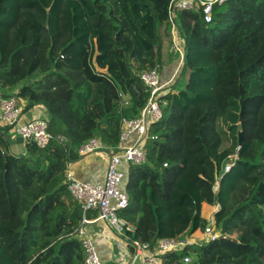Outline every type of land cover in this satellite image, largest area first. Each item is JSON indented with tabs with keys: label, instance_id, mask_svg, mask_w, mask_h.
Masks as SVG:
<instances>
[{
	"label": "trees",
	"instance_id": "trees-1",
	"mask_svg": "<svg viewBox=\"0 0 264 264\" xmlns=\"http://www.w3.org/2000/svg\"><path fill=\"white\" fill-rule=\"evenodd\" d=\"M69 1L85 28L59 46L56 0H0V92L26 110L44 106L54 137L16 156L10 128L0 127V264H84L75 234L83 210L67 165L91 139L116 150L123 117L138 118L151 97L140 74L180 60L170 52L171 0ZM65 19L61 11L63 30ZM176 25L185 64L160 99L147 161L129 166L130 206L120 216L134 227L130 241L156 249L204 231L203 205L218 207L221 238L163 263L190 254L195 264H264V0L216 5L210 24L201 10L179 12Z\"/></svg>",
	"mask_w": 264,
	"mask_h": 264
},
{
	"label": "built area",
	"instance_id": "built-area-1",
	"mask_svg": "<svg viewBox=\"0 0 264 264\" xmlns=\"http://www.w3.org/2000/svg\"><path fill=\"white\" fill-rule=\"evenodd\" d=\"M228 1L171 0L169 4V21L173 26L172 50L179 53L180 66L184 64L185 54L184 44L181 43L180 37H177L179 32L176 25V15L179 12L201 10L204 22L210 24L213 22L215 6L223 5ZM140 78L150 88L151 97L138 118L129 119L123 117L121 144L116 150H109L110 161L105 181L103 183L82 182L76 178L71 168L66 172V183L69 191L81 205L84 214L82 224L75 232L85 251L84 264H104L98 255L92 235L86 227L95 222L87 218L89 212H97L98 218L96 222L101 221L108 224L115 235L122 240L127 237V232L133 231L130 223L120 216V213L127 210L130 206V196L125 189V176L121 166L123 164L127 166L141 165L147 161V142L150 138V129L154 124L160 122L164 116L160 99L170 93L168 85L162 82L159 68L143 72L140 74ZM128 104V102L125 103V105ZM23 111V107L16 98H3L0 92V127L13 128L15 134L25 143H34L39 148H46L54 138L49 131V121L41 119L21 123ZM102 150L106 151L104 145L97 139H91L79 148L78 154L80 157H85ZM203 235L205 243L214 242L221 238V232L215 228L214 217L209 219ZM128 242L133 245L136 256L142 258L143 264H164L162 261L164 254L180 252L191 246L188 241L173 239L161 240L156 249H152L149 243L129 240ZM183 264H195L194 258L190 254L186 255L183 259Z\"/></svg>",
	"mask_w": 264,
	"mask_h": 264
},
{
	"label": "crops",
	"instance_id": "crops-1",
	"mask_svg": "<svg viewBox=\"0 0 264 264\" xmlns=\"http://www.w3.org/2000/svg\"><path fill=\"white\" fill-rule=\"evenodd\" d=\"M181 43H183L182 40H181ZM170 52L174 53L172 49L170 50ZM182 67L183 66H180V60L178 59H177V62L173 61L171 65L169 66L167 65L163 67L161 70L162 82L164 84H167L168 87H170L177 80L179 73L182 72V69H183ZM126 102L128 101H125V103ZM20 104L24 110L21 123H28L34 120H41V119L47 120L50 123V116L44 106L39 105L30 110H26L24 109L26 103L20 102ZM128 105L124 104L123 107L128 106ZM8 138L11 142L12 153L16 156L25 155L26 144L28 143H25L21 139L9 137V135H8ZM71 150L69 148V151ZM109 153L110 151L106 149V151L102 150V151L90 154L88 156H85V157L79 156L78 159H74L73 161H70L68 163L66 171H65V176H66L67 170L71 168L74 171L76 178L82 182L103 183L106 178L108 164L110 161ZM121 169L125 176L124 182H125V189H126L129 166H127L126 164H123L121 166ZM217 208L218 207H213V206L204 204L203 205V217L207 219L209 222V219L214 217V215L219 210V208L218 210ZM205 212H208V214L205 215ZM87 218H89L92 222L95 221L92 224L87 225L86 227L92 235L93 242L98 251V255L104 264H143L142 258L136 256V252H135L133 245L128 242V240L130 241V238L128 237V235L125 238V240H122L121 238L115 235L114 231L108 226V224H106L105 222H101V221L96 222L98 218L97 212H89L87 214ZM133 231H134V227H133ZM203 232L204 231L199 230L190 238L185 239V241L190 242L191 245L205 243ZM133 242H140V241H133Z\"/></svg>",
	"mask_w": 264,
	"mask_h": 264
},
{
	"label": "rangeland",
	"instance_id": "rangeland-1",
	"mask_svg": "<svg viewBox=\"0 0 264 264\" xmlns=\"http://www.w3.org/2000/svg\"><path fill=\"white\" fill-rule=\"evenodd\" d=\"M61 11H64V13L66 15L65 29L64 30L60 28ZM50 13H51L50 20H52V24L50 25V27L54 33L55 39L59 43V46H61L62 44H64L66 41H68L70 39L72 32L75 31L76 28L77 29H79V28L84 29L85 28L84 21L82 19V12H81L80 8L78 6H76L75 4L71 3L69 0H56L55 4L53 5V7L50 10ZM178 36H179V34L177 33V37ZM59 39H63L64 41H59ZM173 39H174V36H173ZM172 44H173V42H172ZM171 49H172V46H171ZM184 64H183V66H184ZM180 74L181 73H179L178 78L180 77ZM169 92H172L171 89ZM161 108H162V103H161ZM9 137L21 139L20 137H18L15 134L13 128L9 129ZM217 210H218V208H217ZM207 214H208V212H205V215H207Z\"/></svg>",
	"mask_w": 264,
	"mask_h": 264
},
{
	"label": "water",
	"instance_id": "water-1",
	"mask_svg": "<svg viewBox=\"0 0 264 264\" xmlns=\"http://www.w3.org/2000/svg\"><path fill=\"white\" fill-rule=\"evenodd\" d=\"M242 126L240 127V132H239V136H240V144L242 143L243 140V134H242ZM73 143L71 142L70 144V150L72 149Z\"/></svg>",
	"mask_w": 264,
	"mask_h": 264
}]
</instances>
